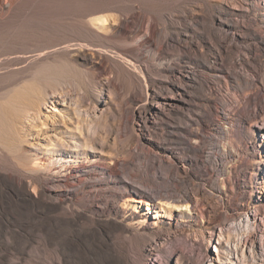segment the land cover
Returning <instances> with one entry per match:
<instances>
[{
  "label": "rangeland",
  "instance_id": "rangeland-1",
  "mask_svg": "<svg viewBox=\"0 0 264 264\" xmlns=\"http://www.w3.org/2000/svg\"><path fill=\"white\" fill-rule=\"evenodd\" d=\"M9 1L0 264H186L177 250L206 264L213 229L240 248L241 264H264L238 225L264 217V139L248 116L264 101V1ZM27 98L47 107L15 123ZM71 140L95 171L57 181L50 152L71 151ZM171 190L195 199L194 215L154 226L131 216L127 199L154 204Z\"/></svg>",
  "mask_w": 264,
  "mask_h": 264
},
{
  "label": "bare ground",
  "instance_id": "bare-ground-1",
  "mask_svg": "<svg viewBox=\"0 0 264 264\" xmlns=\"http://www.w3.org/2000/svg\"><path fill=\"white\" fill-rule=\"evenodd\" d=\"M9 12H10V1L0 0V21H2L3 18H5ZM155 27H156V20L154 19L153 23L150 26L152 34L158 37L162 35L163 36L162 40H164L167 35L166 32H159L158 30H156ZM262 85L264 86V81ZM17 106H18L16 108L17 110L12 118L15 123L23 120L32 121L33 119L36 118V116L39 114L42 108L47 107V102L46 100H43L42 102L39 101L34 102V100L31 101L27 98L24 100L22 99L20 101V104ZM254 108L255 109L253 112L248 113L249 120L257 128L258 130L257 134L262 139H264V101L255 102ZM53 144L56 146H60L58 145L59 143L58 144L53 143ZM73 144H76V142L72 143V140L70 141V144L68 143L67 147H69L71 150L69 152H65V153L56 152V151L50 152L51 154H53L51 157L55 158L57 163H60V166L54 171V175L57 181H62L63 179H69L64 177V173H63L64 171L74 172L78 176H85V177H87V175L91 172V170L93 172L95 171V169L91 166V163H88V159L84 156L85 155L84 152H79L76 150V148L71 149L75 147ZM256 166L258 173H262L264 175V161L262 160V158L260 161L256 162ZM157 175H159L158 172ZM174 190H171L166 194L164 193L163 196H161V194L159 193L160 195L157 198L158 200L154 204L145 202L142 198L127 199L126 202L131 210V216L134 217L137 216V223L141 226H145V225L154 226L156 224L155 223L156 221H159L165 217V214L169 216L171 215L175 217V219L177 220L185 217L186 215H184V213L188 214L189 216L194 215L197 208V202L195 201V199L187 195L179 196ZM143 205H146L147 209L146 212L141 213L142 212L141 207ZM153 208L156 209L154 211V214H152ZM260 212L261 210L246 215L243 219L239 221L238 225H243L247 231L251 230L250 232L253 233L254 239L258 240V248L256 253L258 254L259 258L261 257L264 259V217H260L261 216ZM248 242L250 241L249 238L246 236L240 242V245H242L243 248L244 247L246 248ZM207 243H208V249L211 248L214 249V253L216 254V257H213V252H212V256L211 255L209 256L208 263L206 264H241L243 262L244 257L243 255L240 256L241 255L239 253L240 248L238 249L236 245H233L230 242L228 236L224 235L222 229H218V230L213 229L212 231H210L208 235ZM176 253L182 259L186 258L185 261L186 264H190L188 261L190 259L185 256L182 250H177Z\"/></svg>",
  "mask_w": 264,
  "mask_h": 264
}]
</instances>
